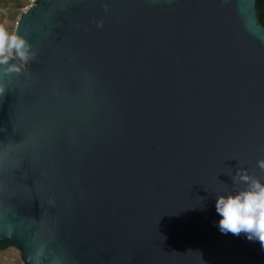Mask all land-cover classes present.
Instances as JSON below:
<instances>
[{"label":"water","instance_id":"obj_1","mask_svg":"<svg viewBox=\"0 0 264 264\" xmlns=\"http://www.w3.org/2000/svg\"><path fill=\"white\" fill-rule=\"evenodd\" d=\"M256 0H32L0 73V242L22 264H264L219 195L264 182ZM106 6V7H105ZM19 63V61H17Z\"/></svg>","mask_w":264,"mask_h":264},{"label":"clouds","instance_id":"obj_2","mask_svg":"<svg viewBox=\"0 0 264 264\" xmlns=\"http://www.w3.org/2000/svg\"><path fill=\"white\" fill-rule=\"evenodd\" d=\"M34 56L26 38L18 32L10 34L0 26V73L20 74ZM3 94L4 89L0 87V95ZM257 166L264 171V159L258 160ZM232 181L246 187L235 193L217 196L215 211L221 217L219 230L223 234H244L249 241H258L264 249V182L244 171L238 172Z\"/></svg>","mask_w":264,"mask_h":264},{"label":"trees","instance_id":"obj_3","mask_svg":"<svg viewBox=\"0 0 264 264\" xmlns=\"http://www.w3.org/2000/svg\"><path fill=\"white\" fill-rule=\"evenodd\" d=\"M25 7V0H0V26H3L10 34L13 33V28H7L6 21L5 20H13L17 21V18L23 11V8ZM255 8L257 12V17L259 24H261L264 27V0H256L255 2ZM17 251L12 246L5 244L3 242H0V251L3 250L9 252ZM18 264L19 261H17Z\"/></svg>","mask_w":264,"mask_h":264},{"label":"rangeland","instance_id":"obj_4","mask_svg":"<svg viewBox=\"0 0 264 264\" xmlns=\"http://www.w3.org/2000/svg\"><path fill=\"white\" fill-rule=\"evenodd\" d=\"M28 6H29V0H25V7L23 8V10H25V8ZM5 21H6L5 27L13 28V30H14V27H15V24L17 21H13V20H5ZM16 251H17V256H16V252L10 251V248H9V252H7V251L3 252V250H1L0 251V264H18L17 261H19V263L22 264V262L20 260L19 251L17 249H16Z\"/></svg>","mask_w":264,"mask_h":264},{"label":"built area","instance_id":"obj_5","mask_svg":"<svg viewBox=\"0 0 264 264\" xmlns=\"http://www.w3.org/2000/svg\"><path fill=\"white\" fill-rule=\"evenodd\" d=\"M32 0H29V5L31 4Z\"/></svg>","mask_w":264,"mask_h":264}]
</instances>
